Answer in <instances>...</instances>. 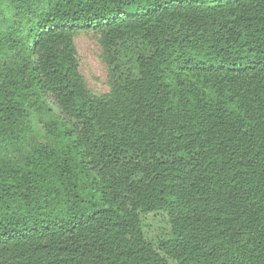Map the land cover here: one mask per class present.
I'll list each match as a JSON object with an SVG mask.
<instances>
[{
  "label": "trees",
  "instance_id": "trees-1",
  "mask_svg": "<svg viewBox=\"0 0 264 264\" xmlns=\"http://www.w3.org/2000/svg\"><path fill=\"white\" fill-rule=\"evenodd\" d=\"M0 264H264V0H0Z\"/></svg>",
  "mask_w": 264,
  "mask_h": 264
},
{
  "label": "rangeland",
  "instance_id": "rangeland-1",
  "mask_svg": "<svg viewBox=\"0 0 264 264\" xmlns=\"http://www.w3.org/2000/svg\"><path fill=\"white\" fill-rule=\"evenodd\" d=\"M203 2H226L227 0H202ZM100 34L94 30L80 29L74 35V41L80 62V72L86 79L90 89L96 95L106 94L110 91L111 76L105 62L103 50L100 44ZM60 114L55 102L51 99L32 114V124L36 134L43 132V127L52 118ZM34 136V135H33ZM33 144L32 138L24 143L23 149L19 150V157H24L25 150Z\"/></svg>",
  "mask_w": 264,
  "mask_h": 264
}]
</instances>
